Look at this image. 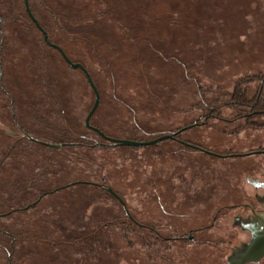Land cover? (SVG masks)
Instances as JSON below:
<instances>
[{
    "label": "rangeland",
    "instance_id": "374dc122",
    "mask_svg": "<svg viewBox=\"0 0 264 264\" xmlns=\"http://www.w3.org/2000/svg\"><path fill=\"white\" fill-rule=\"evenodd\" d=\"M28 2L90 72V121L107 135L147 141L197 123L180 138L221 154L264 144L231 100L236 86L251 98L264 72V0ZM93 102L23 0H0V264H225L231 249L172 238L209 224L198 197L238 190L264 156L110 145L84 126Z\"/></svg>",
    "mask_w": 264,
    "mask_h": 264
},
{
    "label": "flooded vegetation",
    "instance_id": "af4514ba",
    "mask_svg": "<svg viewBox=\"0 0 264 264\" xmlns=\"http://www.w3.org/2000/svg\"><path fill=\"white\" fill-rule=\"evenodd\" d=\"M262 21L264 22V15ZM262 48L264 50V44ZM262 65L264 67V61ZM246 101L259 103L261 109L252 112L250 111V106H247L245 107L246 111L236 116V119L244 120V124H247L250 129L264 132V72L258 77V85L254 95ZM181 134V132L178 133L174 140L176 142H178L177 140L187 142L180 138ZM178 143L179 145H183V143ZM195 145L219 155L213 156L220 159L254 155L264 156L263 143L241 154H221L201 145ZM253 162L257 164L250 165L252 168L247 170L248 174L244 176V180L238 187V190L232 189L231 191H227L224 197L220 199L214 198L212 195L198 197L199 202L203 200L204 212L208 211L209 214H213L209 217V224L189 229L186 234L172 239L196 242L199 246L203 247L223 246L228 250L231 249L225 264L234 262L247 250H250V248L253 250L252 247L257 246V250L260 252L259 258L256 261H249L244 264H261L264 261V159ZM228 213H230L229 219L227 218ZM151 231H153L152 228ZM195 236H198L197 240H195Z\"/></svg>",
    "mask_w": 264,
    "mask_h": 264
},
{
    "label": "water",
    "instance_id": "95a60500",
    "mask_svg": "<svg viewBox=\"0 0 264 264\" xmlns=\"http://www.w3.org/2000/svg\"><path fill=\"white\" fill-rule=\"evenodd\" d=\"M23 4H24V8H25V11H26L28 17L33 22V24L35 25L37 30H39V32L42 34L44 42L47 45H49L50 47L56 49L59 52V54L62 56L63 60L72 69H80L83 72V74H84V76H85L90 88L92 89V91L94 93V102H93L90 110L88 111L87 115L85 116L84 125H85V127L87 129H89V130L95 132L96 134H98L101 137V139H103L106 142H109L110 145H120V146H124V147H145V146L155 145V144H157L159 142H162V141H165V140H171V139L174 140V139H176L175 137H176V135L178 133H180L182 131H185L187 129H190L193 126L197 125V123H194L192 125L183 127L180 130H177L175 132H172V133H169V134H163V135H160V136H158L156 138H153V139L147 140V141H137V140L113 138V137L107 136L99 128H97L95 126H92L90 124V119H91L93 113L95 112V110L97 109V107L99 105L100 97H99V93L97 91V88H96V86H95L90 74L85 69V67H83L82 64L72 62L68 58V56L65 54V52L62 50L61 47H59L57 44H54V43H52V42H50L48 40L47 32L43 29V27L39 24L37 19L32 14V12L30 10V7H29L28 0H23ZM26 137L29 140H32V141H34L36 143H39V144H41L43 146H46V147H49V148L60 149V148L63 147V144H52V143H48V142L39 141V140H36V139H34V138H32L31 136H28V135H26ZM177 141L180 142V143H183V145H186V146H189V147H193V148L201 150V151H203V152H205L207 154L219 156V155H217V154H215L213 152H210L208 150H205V149H203V148H201V147H199V146H197L195 144H192V143H189V142H183V141H179V140H177ZM100 145H105V144H100ZM106 190H107V192H109L114 198H116L120 202V204L123 206L127 216L129 217V214H128L127 209L125 207V203L123 202L121 197L119 195H117L110 187H107ZM252 248H253V250L250 248V250H247L245 253L240 255L234 262H232L230 264H244V263L249 262V261H256L259 258V256H260V252L257 250L258 249L257 246H253Z\"/></svg>",
    "mask_w": 264,
    "mask_h": 264
},
{
    "label": "trees",
    "instance_id": "16d2710c",
    "mask_svg": "<svg viewBox=\"0 0 264 264\" xmlns=\"http://www.w3.org/2000/svg\"><path fill=\"white\" fill-rule=\"evenodd\" d=\"M26 12V11H25ZM27 14V13H26ZM27 17H28V15H27ZM29 18V17H28ZM29 20H30V18H29ZM31 21V20H30ZM32 22V21H31ZM33 23V22H32ZM84 67V66H83ZM85 69H86V67H85ZM87 71H88V69H86ZM88 73L90 74V72L88 71ZM90 76H91V74H90ZM91 78H92V76H91ZM258 78L257 77H254V78H251V79H249L248 81H251V80H257ZM93 80V79H92ZM93 82H94V80H93ZM239 86H236V88H235V90H234V92H233V94H232V102L233 103H235L236 105H242V106H244V107H247V106H250V111H252V112H254V111H258V110H260L261 109V107H260V104L259 103H254V102H248V101H246L245 100V98H244V93L243 92H239ZM243 111H245V110H243ZM210 113H212V111H209ZM211 115V114H210ZM90 124H91V121H90ZM92 125V124H91ZM85 126V125H84ZM93 126V125H92ZM86 128V127H85ZM98 128V127H97ZM87 129V128H86ZM87 130H89V129H87ZM101 130V129H100ZM177 130H179V129H177ZM177 130H175V131H177ZM89 131H91V130H89ZM102 131V130H101ZM91 132H93V131H91ZM103 132V131H102ZM174 132V131H173ZM95 133V132H94ZM105 133V132H104ZM172 133V132H171ZM96 134V133H95ZM106 134V133H105ZM26 135H28V134H26ZM26 135H25V138L27 139V140H29L27 137H26ZM98 135V134H97ZM107 135V134H106ZM29 136V135H28ZM99 136V135H98ZM107 136H109V135H107ZM100 137V136H99ZM110 137H113V136H110ZM33 138V137H32ZM101 138V137H100ZM113 138H115V137H113ZM34 139H36V138H34ZM36 140H39V141H43V142H47V141H44V140H40V139H36ZM103 140V139H102ZM29 141H32V140H29ZM104 141V140H103ZM34 142V141H33ZM105 143H109V142H106V141H104ZM36 143V142H35ZM48 143H51V142H48ZM37 144H39V143H37ZM52 144H55V143H52ZM61 144H63V147L64 146H66V145H69V144H64V143H61ZM41 145V144H40ZM46 147V146H45ZM109 193V192H108ZM110 194V193H109ZM111 195V194H110ZM112 196V195H111ZM113 197V196H112ZM116 199V198H115ZM117 200V199H116ZM12 239H10L11 241H13V236L11 237ZM12 250V249H11ZM10 250V251H11Z\"/></svg>",
    "mask_w": 264,
    "mask_h": 264
}]
</instances>
